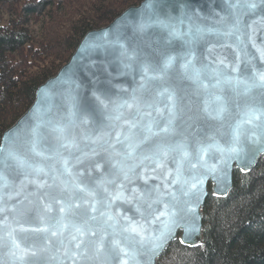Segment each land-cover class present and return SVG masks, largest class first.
<instances>
[{
  "label": "water",
  "instance_id": "95a60500",
  "mask_svg": "<svg viewBox=\"0 0 264 264\" xmlns=\"http://www.w3.org/2000/svg\"><path fill=\"white\" fill-rule=\"evenodd\" d=\"M240 2L246 3L247 0H240ZM252 2H255L256 8L245 7L239 10L238 31L231 36L224 35V33L235 21L236 9L231 8L230 5L237 3V0H142L137 6L125 9L108 25L84 34L69 60L60 67L53 77L48 78L37 87L34 100L28 109L2 133L0 148L8 146L11 133L18 132L16 151L33 165L44 166L47 171V166L55 161L44 160L40 156L33 155L28 150L25 141L30 139L29 128L43 122L40 129L42 138L39 150L45 155H53L58 143L52 127L57 123H68L70 96L78 98L81 109L77 116L72 118L73 123L69 125L70 135L81 139L85 134L96 136L104 132L110 133L114 138L121 122H114L117 128L104 126L110 122L96 109L93 91L108 90L110 98L119 102L129 99L135 90V94L141 96L143 100L154 102L157 107L164 109L168 103L167 93L163 96H159L158 93L165 88L175 92L179 106L183 109L176 122L178 131L185 129L189 117H198L193 128L187 131L191 132L199 127L200 138L206 144L212 142L208 140V137H213L216 143L226 147L230 138L231 126L238 119L237 102L243 105L247 100L256 105H262L264 104V89H253L248 97L237 98L226 85L211 87L216 83L217 77L210 72L205 73L204 78V82L209 83L210 87L204 89L189 79L188 74L181 66L187 60H192L196 68L207 65L222 74L218 77L221 80L225 77L245 79L252 76L253 72H264V58L257 51L258 49L264 50V0H252ZM149 4L151 7H146ZM151 13H154L151 16L153 20L159 18L169 22L176 27L180 35H170L168 29L155 25L146 33L134 34L131 26L123 29L128 37L126 43L129 47L140 41L146 40L149 43L150 46H144V44L141 46L146 53H149L148 58L151 62L162 64L167 56L175 57L172 66L162 79L149 80L141 89V84L144 82L141 79L142 74L138 64L134 63L133 68L125 69L121 63L122 58L118 54L119 49L112 48L111 41L125 18L136 23L140 21L142 15L144 19H148ZM222 17L226 19L222 20ZM190 29L191 34H189ZM197 29L204 31L198 33ZM220 60H223L224 63L220 64ZM233 68H237V71L233 72ZM217 95L223 97L228 109L221 119L210 118L203 112L205 102H208L212 108L216 106L215 97ZM151 111L155 117V111ZM109 112H111V105ZM85 113L89 119L87 124L81 123ZM128 115V111L125 110V116ZM48 121L52 123L48 124ZM179 138L177 137V139ZM189 140L190 147L194 150L195 141L191 137ZM83 143L86 142L82 141V145ZM95 147L99 153V156L95 158L96 162L103 165L100 172L95 170L93 164L89 175L90 162L87 160L76 165V171L85 173L81 177L85 183L99 177L101 172L107 174L110 171V165L105 163L108 153L104 149L107 148V145L101 143ZM116 147L119 150L120 146ZM61 151L65 156L68 155L66 150ZM263 155L264 151H257L250 159H229L227 164H224L221 162L220 153L212 149L204 157V160L208 165L217 166L215 174H205V170L200 167L192 171L186 170L185 176L189 178L193 171L197 174H205L203 184L198 186L199 192L196 193V190H193L196 195L180 196V203L177 205L179 215L183 217L181 225H191L192 227L188 229L184 226L173 228L162 246L155 251L146 245L137 256V264H157L158 259L168 246L175 241L190 249L200 247L203 244L202 210L207 197L211 195L217 199L226 198L233 187V172L238 171L242 174L251 172ZM2 157L3 153H0V159ZM7 164L8 166L0 164V173L6 178V185L0 184V209H2L0 211V236L5 235L10 228H15L21 247L39 245L43 233L34 232L32 229L44 227L41 217L50 219L60 215L59 205L51 198L60 199L62 195L66 196V194H61L59 187H48L53 184L51 173L45 176L33 172L32 169H20L13 161H8ZM145 164L147 168L138 167L132 182L127 184L129 191L132 188L145 191L159 187L161 192L177 191L179 195L180 185L171 183L176 167L172 160L166 161V167L163 169L156 168L151 162L146 161ZM56 166L59 167V164L57 163ZM185 167L187 169V166ZM169 170H172L173 175L165 180V173ZM144 177H147V183H145ZM41 183H44L43 187L38 186ZM163 200L166 203L169 197L165 195ZM44 203H52L53 211L46 213L43 207ZM156 207L163 210V203ZM86 210V206L82 205L76 211L85 212ZM110 211L119 218L121 224L126 223L123 217L144 223L150 234L153 235L158 234L162 227L161 220L165 219L161 217L160 220L152 222V217H148V220L145 221L136 212L133 204L123 201H116ZM4 225L10 227L6 228ZM21 228L27 231H21ZM10 247V244L0 246V264H33L35 258L28 256L25 261H20L17 258L20 253L18 252L14 257L10 254ZM121 259L122 257H118L112 264H120ZM65 264H72L71 259H66Z\"/></svg>",
  "mask_w": 264,
  "mask_h": 264
},
{
  "label": "snow or ice",
  "instance_id": "6c2138e0",
  "mask_svg": "<svg viewBox=\"0 0 264 264\" xmlns=\"http://www.w3.org/2000/svg\"><path fill=\"white\" fill-rule=\"evenodd\" d=\"M146 7L150 8L151 5H146ZM230 7L236 9V13H234L236 18L228 31L224 33L227 36L235 35V32L238 31L239 10L245 7L254 9L256 4L252 0H247L246 3L237 0V3ZM152 15L154 13L149 14L148 19H144L142 15L140 21L136 23L125 18L111 41V47L119 49L118 54L122 58L121 63L125 69L133 68L134 63L138 64L142 74L141 79L144 82L141 84V89L149 80L162 79L172 66L175 57L167 56L162 64L151 62L148 58L149 53H146L141 46L142 44L150 46L149 43L145 40L136 42L134 46L129 47L126 43L128 37L123 29L131 26L134 34L146 33L155 25L168 29L170 35H180L174 25L159 18L153 20ZM221 19L226 18L222 17ZM203 31V29H197L198 33ZM189 34H191V29ZM257 51L264 58V50L258 49ZM219 63L223 64L224 61L220 60ZM181 67L184 68L189 79L204 89L210 87L209 83L204 82L205 73L210 72L217 77L216 83L211 87L226 85L237 98L248 97L253 89H264V72H253L252 76L245 79L225 77L221 80L218 77L222 74L217 69L207 65L196 68L192 60H187ZM232 71L236 72L237 68H233ZM165 93H167L168 103L164 109H161L154 102L143 100L141 96L136 95L135 90L129 99L119 102L110 98L108 90L93 91L96 109L110 122L104 126L117 128L114 122H121L114 138L110 133L104 132L96 136L85 134L81 139L70 135L69 125L73 123L72 118L81 111L78 98L70 96L68 123H57L52 127L58 143L53 155H45L39 150L42 138L40 129L43 122L29 128L30 139L25 141L28 150L33 155L40 156L44 160L55 161L47 166V171L44 166L33 165L16 151L19 133H11L8 146L0 148V153H3L0 164L8 166L7 162L13 161L20 169H32L33 172L45 176L51 173L53 184L48 187H59L61 194H66V196L62 195L60 199L51 198L59 205L60 215L58 217L50 219L41 217L44 227L32 229L34 232L43 233L39 245L21 247V242L16 236V229L10 228L5 235L0 236V246L10 244L11 255L15 257L19 252L20 255L17 258L20 261H25L26 257L31 256L35 258L33 264H65L66 259H71L72 264H112L118 257H122L120 264H137V256L146 245L155 251L162 246L173 228L179 226H184L186 229L191 228V225H181L183 217L179 215L177 208L180 196L196 195L200 190L198 186L204 182L205 174L217 172L216 165H208L204 160L210 150L215 149L219 152L221 162L224 164H227L229 159H250L255 152L264 151V104L256 105L247 100L243 105L237 102L238 119L231 126L227 146L223 147L216 143L213 137H208V140L212 142L206 144L200 138L199 127L191 132L187 131L193 128L198 117H189L185 129L178 131L176 122L183 109L180 108L174 91L165 88L158 95L163 96ZM215 101L217 103L214 108L205 102L203 112L210 118L221 119L228 110L226 101L219 95L215 97ZM110 105L111 112H109ZM125 110L129 114L127 117ZM151 110L155 111V117ZM88 122V115L85 113L81 123L87 124ZM47 123L51 124L52 122L48 121ZM177 137L180 138L177 139ZM189 137L195 141L194 150L190 147ZM82 141L86 143L82 145ZM101 143L107 145V148L104 149L108 153L105 163L110 165V171L107 174L101 172L99 177L85 183L81 179L85 173L76 171V165L87 160L90 162L89 175L93 164L95 170L100 172L103 165L96 162L95 158L99 156V153L95 145ZM117 145L120 146L119 150H117ZM61 150H66L68 155L65 156ZM168 160H172L176 165L171 183L180 185L179 195L177 191L161 192L159 187L145 191L135 188L128 190L127 184L132 182L138 167L146 169L145 162L147 161L154 164L156 168L163 169ZM57 163L59 167L56 166ZM198 167L203 168L205 174H197L193 171L190 178L185 176L186 170L192 171ZM172 175V170H169L165 173V180ZM144 179L147 183V177ZM118 180L119 183H117ZM0 184L6 185V178L2 173H0ZM38 186L43 187L44 183ZM193 190H196V193ZM165 195L169 197L166 203L163 200ZM116 201L133 204L136 212L145 221L148 220V217H152V222L164 217L165 219L161 220L162 227L158 234H150L144 223L138 220L134 221L129 217H123L126 223L121 224L119 218L110 211ZM161 203H163V210L156 207ZM82 205L86 206L87 210L77 212L76 210L80 209ZM43 207L46 213L53 211L52 203H44ZM4 227L10 226L4 225ZM21 231L27 230L21 228Z\"/></svg>",
  "mask_w": 264,
  "mask_h": 264
},
{
  "label": "trees",
  "instance_id": "16d2710c",
  "mask_svg": "<svg viewBox=\"0 0 264 264\" xmlns=\"http://www.w3.org/2000/svg\"><path fill=\"white\" fill-rule=\"evenodd\" d=\"M141 1L0 0V139L85 33ZM202 211L203 244L175 241L157 264H264V155L251 172L234 171L228 196L209 195Z\"/></svg>",
  "mask_w": 264,
  "mask_h": 264
}]
</instances>
